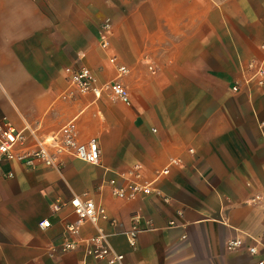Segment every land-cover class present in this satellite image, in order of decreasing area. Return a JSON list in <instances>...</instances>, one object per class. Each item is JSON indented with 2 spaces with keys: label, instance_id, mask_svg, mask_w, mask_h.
<instances>
[{
  "label": "crops",
  "instance_id": "crops-1",
  "mask_svg": "<svg viewBox=\"0 0 264 264\" xmlns=\"http://www.w3.org/2000/svg\"><path fill=\"white\" fill-rule=\"evenodd\" d=\"M109 58L127 69L126 103L112 95ZM251 63L264 64V0H0V121L37 138L73 123L100 152L97 166L0 164V264H106L82 246L60 253L76 217L51 206L73 196L103 206L106 220L70 239L102 233L124 264H264V86L232 91ZM63 66L89 69L97 92L70 91ZM134 166L149 182L169 173L135 200L102 186ZM146 224L130 247L123 233Z\"/></svg>",
  "mask_w": 264,
  "mask_h": 264
},
{
  "label": "built area",
  "instance_id": "built-area-1",
  "mask_svg": "<svg viewBox=\"0 0 264 264\" xmlns=\"http://www.w3.org/2000/svg\"><path fill=\"white\" fill-rule=\"evenodd\" d=\"M111 36V22L104 20L100 24L99 47L104 52L107 51L109 38ZM77 58L81 57V52L76 53ZM109 63L114 66L117 77L116 82L111 86V92L114 98L126 103L127 93L119 84L118 80L127 73L124 66L117 64L114 58H109ZM62 70L66 76L70 91L80 94L87 92L96 93L94 79L89 69L86 67L71 68L63 66ZM251 84L264 86V64H248L246 68L241 67L240 79L232 87V91L238 93L243 87L249 89ZM25 132L36 139L35 148L31 151L24 150V143L27 139ZM71 157L83 163L97 166L100 161V152L97 142L89 140L85 143L77 141L76 131L73 123L63 126L56 134L47 138H37L32 130L25 127L21 131L13 129L3 118L0 121V164L2 162L16 161L29 170H35L38 167L48 169H60L64 158ZM178 161H171L170 166L177 164ZM168 168L157 174V179L149 182L142 178L141 166H134L131 170L124 173L112 172V177L103 181L110 193L121 200H135L141 196H149L154 193V184L157 180L168 175ZM11 174L5 175V178H11ZM164 201H168L163 198ZM64 205H69L72 209L75 222L65 223V237L59 246L60 253H66L84 248V255L92 257L95 260L104 261L106 264H124L125 258L122 254L115 252L106 242V236L98 233L95 236L85 240H71V236L77 234L78 229L85 224L96 225L99 221L106 220V212L103 206L95 204L92 200L84 196H73L68 202H55L51 206L53 213H58ZM170 222L169 226H174ZM50 226L49 221L43 220L38 223L40 230H45ZM152 230L150 224L145 227L134 225L130 230L123 233L127 244L134 248L138 234L144 231ZM243 246L240 239H233L226 243V249L230 252L236 251ZM53 248V247H51ZM248 253L255 254V248H249ZM262 264V263H261Z\"/></svg>",
  "mask_w": 264,
  "mask_h": 264
}]
</instances>
